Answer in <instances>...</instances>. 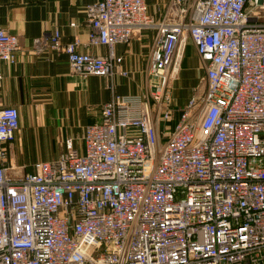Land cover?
Listing matches in <instances>:
<instances>
[{"label":"built area","instance_id":"1","mask_svg":"<svg viewBox=\"0 0 264 264\" xmlns=\"http://www.w3.org/2000/svg\"><path fill=\"white\" fill-rule=\"evenodd\" d=\"M84 11L87 42L106 55L58 28L33 49L112 77L114 45L154 29L145 94H114L99 122L31 172L6 165L19 110L0 106V264H264V0H169L160 19L145 0ZM188 44L205 75L178 106ZM18 49L0 26V62Z\"/></svg>","mask_w":264,"mask_h":264},{"label":"crops","instance_id":"2","mask_svg":"<svg viewBox=\"0 0 264 264\" xmlns=\"http://www.w3.org/2000/svg\"><path fill=\"white\" fill-rule=\"evenodd\" d=\"M96 1L0 0V26L16 35L19 43L15 61L0 62V106L15 105L19 110V126L8 144L6 165L31 172L37 160H50L63 151L67 137L80 135L86 125L99 122L102 104L114 94H145L154 29L114 45V55L120 56L121 61L112 77H82L71 71L64 53L46 44L41 52L33 49L34 38L49 40L58 28L63 42L77 39L80 50L106 55V46L87 42L91 27L84 10ZM145 2L148 13L160 19L169 0ZM204 75L194 45L188 44L173 81L175 104L181 106L194 92L192 89H201L199 79ZM25 158L36 160L27 162Z\"/></svg>","mask_w":264,"mask_h":264},{"label":"rangeland","instance_id":"3","mask_svg":"<svg viewBox=\"0 0 264 264\" xmlns=\"http://www.w3.org/2000/svg\"><path fill=\"white\" fill-rule=\"evenodd\" d=\"M25 160H26L27 162H29V161H31V160H36V159H34V158H25ZM23 168H24V167H21L22 172H26L25 170H23Z\"/></svg>","mask_w":264,"mask_h":264},{"label":"water","instance_id":"4","mask_svg":"<svg viewBox=\"0 0 264 264\" xmlns=\"http://www.w3.org/2000/svg\"><path fill=\"white\" fill-rule=\"evenodd\" d=\"M262 0H259V2H261Z\"/></svg>","mask_w":264,"mask_h":264}]
</instances>
